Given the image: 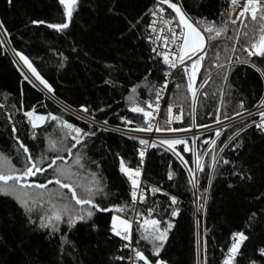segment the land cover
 <instances>
[{"label": "trees", "instance_id": "trees-1", "mask_svg": "<svg viewBox=\"0 0 264 264\" xmlns=\"http://www.w3.org/2000/svg\"><path fill=\"white\" fill-rule=\"evenodd\" d=\"M180 1L193 23L198 19L217 23L229 19L230 0ZM157 6L167 9L164 4L158 5L157 0H79L69 27L58 32L47 24L66 22L65 9L59 0H12L10 4L8 0H0V22L3 23L0 30V153L9 156L16 167H23V150L15 139L19 137L34 158L46 157L41 167L47 168L51 159L62 155L67 163L58 160L57 167L78 172V181L84 185L91 184V174L95 173L103 193L96 195L94 202L101 208H113L112 211L92 209L95 214L86 222L78 221L75 227L60 223L53 231L51 227H40L44 211L50 207L47 190H29L33 194L45 192V199L30 201L33 209L30 213L13 198L0 196V264H129L130 253L122 247L128 241L121 240L111 231L115 214L131 222L135 214L142 221L157 219L162 222L161 228L167 223L173 225L160 256L156 257L152 245L141 239L143 229L137 223L140 220H136L133 245L153 264L158 259L166 264H224L232 234L237 232L245 233L248 240L241 246L242 255L236 257L234 264H251L252 261L264 264V257L259 255V249L264 248V130L258 129L253 121L236 124L221 132L219 138L215 136L216 131L195 138L182 137L187 144L175 148L187 165L171 151H166L167 145L156 143L157 147H149L141 184L147 199L144 203L139 201L138 206L131 203L132 184L120 171V161L123 159L130 169L139 167V151L146 149L145 146L138 138L89 121L119 129L146 127L145 117L130 109L135 104L152 111L146 102L155 104V94L165 81L167 88L161 93L158 111V125L164 129L207 128L201 125L211 126L217 123V117L220 121L233 118L237 112L252 109L264 98V76L261 75L264 57H247L239 44L221 40L214 43L235 46L237 51L220 52L223 69L211 66L216 61L205 57L194 87H200L202 78H207V83L200 87L193 108L192 93L187 86L188 74L178 69L170 79L165 73L172 69L153 51L151 13ZM166 13L178 21L173 11ZM33 21L45 23L34 24ZM228 27L229 35L234 36L233 30L239 29L243 38L246 29L241 24L229 22ZM176 31H181L177 24ZM17 52L29 59L54 92L40 84ZM212 55L209 52V56ZM237 57L254 61L256 67L237 63ZM17 59L43 88L28 76L25 79ZM185 62V65L192 63ZM217 72H226L227 80ZM133 87L137 89L135 94L131 92ZM130 96L133 97L131 101ZM81 106L88 107L89 113L81 112ZM175 109L181 111L182 119L166 123ZM30 111L38 125L35 129L24 115ZM49 113L95 135L86 137L82 144L72 148L69 157L67 149L75 141L66 136V130L58 126V121L36 120V116H48ZM124 119L134 123L128 125ZM249 124L251 127L247 126ZM238 131L239 135H236ZM50 140L56 141L59 151L50 150ZM212 141H215L214 147ZM186 146L189 151H184ZM196 154L201 157L203 171L196 166ZM77 156L81 157L84 168L75 165ZM213 156L218 163H213ZM224 159L229 163L224 164ZM170 172L172 179L168 178ZM55 178V170L48 169L43 175L38 173L32 177L30 182L44 183ZM153 187L160 191L152 193ZM49 189L66 194L68 199L57 200L58 204L71 201L67 189H60L55 184L49 185ZM173 196L178 201L176 204H171ZM71 203L80 208L74 201ZM125 205L128 207L123 212L114 210ZM149 208L154 209L151 215ZM133 209L139 210V215ZM174 209L178 210L176 216L171 215ZM64 219L66 221L67 217ZM120 256L126 259H116Z\"/></svg>", "mask_w": 264, "mask_h": 264}, {"label": "snow or ice", "instance_id": "snow-or-ice-1", "mask_svg": "<svg viewBox=\"0 0 264 264\" xmlns=\"http://www.w3.org/2000/svg\"><path fill=\"white\" fill-rule=\"evenodd\" d=\"M12 0H8L10 4ZM79 0H59V3L64 6L65 14H66V22L62 24H47V27L55 29L56 31H63L69 27V22L72 19L73 11L75 6L78 4ZM157 4H166L169 9H171L178 17V21L175 17L170 18L168 21H165V24L175 22L177 27H180L181 31L177 34L172 28H168V32L171 33V39L168 36L160 37L157 39H163L164 46L167 47L169 43L176 45V51L173 53L171 49H168L166 52H157V55H162L163 63L167 65L170 69H176L180 67L182 73L188 74V89L192 93V101L193 108H195V101L197 99V91L198 89L194 87L195 80L197 78L198 70L203 67L202 62L205 60V57H209L210 60H215L216 63L211 66L223 69L224 64L220 62V52L223 51L225 53H234L237 51L235 46L228 47L227 45H221L214 43L216 41L227 40L234 41L235 44L240 45V50L242 52L247 53V57H264V0H230V4L232 8L235 10L234 12H229V19L217 23L216 21L207 22L201 19L192 22L191 18L188 14L182 10V6L178 3L172 2V0H157ZM157 12H164L163 8H157L156 11H153L151 14L153 16L157 15ZM233 16L238 17L239 19L232 18ZM162 19V17H160ZM247 21V23H246ZM229 22L231 24H241L246 31L243 34V38L240 35L239 29H234L233 31L236 33L234 36L229 35ZM34 24H43L44 21H33ZM156 21H153L154 25ZM3 29V23L0 22V30ZM152 32L155 33L157 29L152 27ZM163 33L164 29L159 30ZM177 40L180 43H176ZM2 43V41H0ZM155 43V41H153ZM153 51H156L154 48ZM209 52H212L213 55L209 56ZM171 53V59H170ZM17 56L24 62L25 65L30 69L32 74L39 80L40 84H42L49 92H54L51 85L43 79V77L37 72L36 68L33 67L32 63L29 59L24 56L22 53L17 52ZM228 59L231 60V56H228ZM191 61L190 65H185V61ZM237 63L251 64L253 67H256L254 61H250L247 58L241 60L237 57ZM257 71H261L259 68ZM165 75H171L170 72L165 73ZM217 75L222 77L224 80H227L226 72H217ZM261 75L264 76V72H261ZM25 79H28L25 76ZM108 83V81H106ZM207 83V78L201 79L200 87L203 88ZM179 87V85H177ZM167 88V81H165L163 87H161L155 94V104L151 102H146L147 108L152 109V111H146L144 107H140L138 105H133L131 107V111L134 113H140L145 117L144 123L147 125L146 127H134L131 128V131L138 132H152L153 127L157 132L160 131H171V132H183L190 131L187 128H161L160 125H153L151 120H154L155 117L153 112L158 113L159 111V99L161 93L164 89ZM131 92L135 94L137 92L136 87L131 89ZM129 101L133 99L132 96L128 97ZM2 107V105H0ZM240 107L243 108V103L240 104ZM259 108H264V100L261 101ZM34 111V110H33ZM33 111L25 112L24 115L29 118V122L32 124V127L35 129L38 127L37 123L32 119ZM80 111L83 113H89V108L86 106H81ZM103 111V109H101ZM168 112H172V108H168ZM236 115L243 116L244 113L237 112ZM251 115V113H249ZM260 122L257 123L253 121L252 123L256 124L258 129L264 130V111L259 112ZM180 117H177L179 120ZM36 120L39 121H58V126L62 129L66 130V136L71 137L75 143L67 149L68 156H72V148H75L76 145L82 144L83 140L81 137L94 136V132L84 131L83 129L64 121L60 117L53 115L51 113L48 116H36ZM172 121L168 120L166 123L170 124ZM217 122L222 123L217 117ZM107 124V121H104ZM124 123L131 125L134 123L132 120L124 119ZM251 127V124L247 125ZM201 127H210V125H201ZM13 133L16 132L15 127L12 129ZM239 135V131L236 133ZM215 136L219 138L221 136L220 131L215 132ZM35 136H33V139ZM16 143L20 149L23 150L24 159H23V167H16L13 165L12 160L9 156L4 153H0V196L13 198L18 205L23 208L27 213L33 211L30 207V201L36 202L38 200L45 199V192L41 191L39 193L33 194L30 192V189H41L47 190V203L50 207L44 211V216L40 220L41 228H49L51 227L53 231L57 230V225L60 223H67L70 227H75V224L78 221H85L87 219H91V217L95 214L92 209H96L97 211H112L113 208H101L98 204L94 202V197L100 193H103V188L100 186V181L95 178V173H92V182L90 185H84L78 181L79 173L73 172L71 168L63 169L57 167V161L61 160L67 163V160L62 155H57L55 158L51 159V162L47 164V168L41 167L46 160V157L41 155L39 159H36L32 156L27 145L23 143L19 139V137H15ZM230 139H232L230 137ZM139 143L147 147H157L156 143H149L146 139H140ZM208 143V141H205ZM187 144L186 139L176 138V139H160L159 146L167 145L166 151H171L174 155L180 159L181 163L187 165V161L184 160L183 156L176 152V145ZM213 147L215 146V141H212ZM227 145H225L226 147ZM49 147L52 151H59L56 148V141H49ZM239 147V144L236 145ZM184 151H189L187 146L184 148ZM223 151V148L220 149ZM197 155L196 166L200 171H203V165L200 160L201 157L199 154ZM145 151H139L140 158V166L135 169H130L126 167L123 159L120 161V171L124 173L127 178L131 181L132 190H131V203L135 204L137 198L139 196L140 203H144L147 197L144 194L143 189L141 188V183L139 181V177L142 175V166L144 163ZM213 163H218L216 157H212ZM75 165L79 168H84V165L81 163V157L77 156L74 161ZM224 164H228L229 161L227 159L223 160ZM48 169H54L56 172L55 179H47L44 183L38 182H30L32 177H35L38 173L43 175V173L47 172ZM189 172L192 173V169L189 168ZM238 174V173H237ZM173 174L170 172L168 174V178L172 179ZM77 179L74 180L73 178ZM135 177V178H134ZM193 179H195L193 173ZM71 181V182H68ZM58 185L60 189H67L69 193H71V201L75 202V205H79L80 208H76L72 205L71 201L66 203H57V200L64 201L67 200V196L64 193H56L54 189H49V185ZM80 189L78 192L77 189ZM160 189L153 187L151 188L152 193L159 192ZM165 195H167L165 193ZM178 201L176 197H171V204H176ZM85 205L89 207L85 209ZM124 207H115L114 210L116 212H123L125 210ZM139 215V210L133 209ZM154 211L153 208L148 209L149 215ZM172 216L178 215V210H173L171 212ZM64 217H67L65 221ZM33 223H36L35 220H32ZM139 228L143 229V233L141 235V239L146 240L149 244L152 245L153 255L156 257L160 256L163 245L167 241L168 231L173 227L171 223H167L166 227L161 228V221L157 219H144L141 224L140 221H137ZM139 230V229H138ZM111 231L121 240L128 241V243L124 244L122 247L129 248L131 247L132 240V222L129 219H122L120 216L113 217V224ZM248 240V236L243 232H237L232 234V243L230 248L228 249L227 258L224 260V264H234V261L238 255H242L240 252L241 246L245 241ZM65 243L68 241L65 240ZM132 251L135 253V258L143 261V264H153V262L145 256L143 251H140L136 248H132ZM259 255L264 257V248L259 249ZM118 260H125L126 258L123 256L116 257ZM155 264H166L165 261L158 259L155 261ZM251 264H256V261H252Z\"/></svg>", "mask_w": 264, "mask_h": 264}, {"label": "built area", "instance_id": "built-area-1", "mask_svg": "<svg viewBox=\"0 0 264 264\" xmlns=\"http://www.w3.org/2000/svg\"><path fill=\"white\" fill-rule=\"evenodd\" d=\"M172 2L178 3V4L181 5V1L180 0H172ZM164 5L167 8V9H164V12H162V13L161 12H157V15L156 16H153L152 15L153 16V21H156V23L154 25L153 24L150 25V42H151L152 48L153 49L154 48L156 49V51H155L156 53L157 52L163 53V52L168 51V49H171L172 52L174 53L176 51V45L175 44L169 43L167 45V47H165L164 46L163 39H157L158 36H160V37L168 36L169 39H171V33L168 32V28H172L174 31H176V23L175 22L169 23V24H165V21H168L171 18L166 13V11L167 10H171V9H169L166 4H164ZM158 7L159 8H162L160 6H157L154 9V11H156V9ZM182 10L184 11L183 7H182ZM234 11L235 10L231 6V12H234ZM160 17H162V19H160ZM232 18H236L237 19L238 17L233 16ZM152 27H155L157 29V31L155 33L152 32V30H151ZM160 29H164L163 33H161L159 31ZM177 34H179V32H177ZM153 41H155V43H153ZM176 43H180V41L177 40ZM170 59H171V53H170ZM186 63L187 62H185V64ZM178 69H180V67H178L176 69H172V71L170 72L171 75H168L170 79L173 76L174 72L176 70H178ZM199 89H200V87L198 88V91H199ZM198 91H197V93H198ZM262 100H264V98L261 99V101ZM261 101L255 107H253L252 109L244 112V115L243 116L237 115V116H235L233 118H230L228 120L223 121L222 123H216L214 125H211L210 127H207L206 130L209 131V132H213V131L223 132L228 127H230L232 125H235V124H238V123H241V122L255 121V122L259 123L260 122V119H261L260 118V115H259V112L264 111V108H259L258 107V105H260ZM249 113H251V115H249ZM153 115H154L155 119L154 120H151V122H152L153 125H157L158 122H159V120H160V113H154ZM177 117H180V119L177 120ZM181 119L182 118H181V112H180V110L179 109H175V111L173 112L171 121L172 122L173 121H180ZM253 124H255V123H253ZM99 127H102V126H99ZM108 127H110V126H108ZM102 128H104V127H102ZM110 128H112L110 130H113V131L118 132V133L123 134V135H127V136H130V137H135V138H138V139L139 138H141V139L144 138V135H143L142 132L131 131L129 129H119V128H114V127H110ZM147 140H149V142L151 144L152 139L151 140L150 139H147ZM141 150H144L145 151L144 163H143V166H142V173H143L144 167H145V160H146V157H147V154H148V151H149V147H147L146 149H141ZM140 178H141V183H142V181H143V174L140 176ZM139 201L140 200H139V196H138L137 201H136V205L137 206H138ZM136 220L142 221V219L140 218V216L137 217L136 214H135L134 217H133V220H132L133 229H134V225H135ZM142 223H143V221H142ZM133 229H132V232H133ZM132 248H135L134 245H133V238L131 240V247L126 248L129 251V253H130L127 262L129 264H141L140 263V260H138V259L135 258V253L132 251Z\"/></svg>", "mask_w": 264, "mask_h": 264}, {"label": "rangeland", "instance_id": "rangeland-1", "mask_svg": "<svg viewBox=\"0 0 264 264\" xmlns=\"http://www.w3.org/2000/svg\"><path fill=\"white\" fill-rule=\"evenodd\" d=\"M64 31V30H63ZM63 31H60V32H63ZM17 61H18V63H19V65L21 66V69H23V72L25 73V75L26 76H28L37 86H39V87H41L39 84H38V82L31 76V74L29 73V71L28 70H26V68L24 67V65L17 59ZM41 88H43V87H41ZM43 91L46 93V90L45 89H43ZM47 95H49L50 97H52V95L49 93V92H47L46 93ZM53 98V97H52ZM181 112V111H180ZM230 119V118H229ZM89 120V119H88ZM228 120V119H227ZM92 124H95V125H97V126H102V127H104V128H107V129H112V128H110V127H108V126H106V125H104V124H100V123H96V122H94V121H92V120H89ZM223 121H225V120H223ZM222 121V122H223ZM218 123V122H217ZM242 123V122H241ZM216 124V123H215ZM239 124V123H238ZM214 125V124H213ZM236 125V124H235ZM232 126H234V125H232ZM232 126H230V127H232ZM230 127H228V128H230ZM227 128V129H228ZM227 129H225V130H227ZM138 132V131H137ZM209 131H207L206 130V128H203V129H199V130H196V129H193V130H191L189 133L188 132H171V131H169V132H157L156 130H155V127H153V130H152V132H142L143 133V135H144V138L143 139H152V142L151 143H159V140L160 139H176V138H182V137H185V136H188V137H192V138H195L197 135H199V134H205V133H208ZM125 136H127V135H125ZM128 137H130V136H128ZM135 138V137H134ZM139 139H141V138H139ZM149 141V140H148ZM150 143V142H149ZM140 178V177H139ZM140 183H141V178H140ZM142 184V183H141ZM114 216H120V215H118V214H115ZM113 216V217H114ZM121 217V216H120ZM122 219H124L123 217H121ZM112 224H113V220H112ZM132 229H133V223H132ZM200 260H201V253H200V246H199V249H198V262L200 263Z\"/></svg>", "mask_w": 264, "mask_h": 264}, {"label": "water", "instance_id": "water-1", "mask_svg": "<svg viewBox=\"0 0 264 264\" xmlns=\"http://www.w3.org/2000/svg\"><path fill=\"white\" fill-rule=\"evenodd\" d=\"M74 12V11H73ZM73 16V15H72ZM86 137H83L82 140L84 141Z\"/></svg>", "mask_w": 264, "mask_h": 264}]
</instances>
